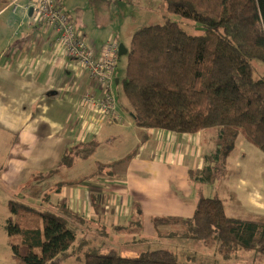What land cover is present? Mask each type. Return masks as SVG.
<instances>
[{"label": "trees", "instance_id": "obj_1", "mask_svg": "<svg viewBox=\"0 0 264 264\" xmlns=\"http://www.w3.org/2000/svg\"><path fill=\"white\" fill-rule=\"evenodd\" d=\"M163 1L167 12L194 19L206 31L194 35L173 21L136 29L122 79L127 107L133 123L142 128L196 133L217 127L215 150L204 155L202 168L189 169L188 176L219 182L229 175L228 157L238 135L264 152V77L255 74L257 62L264 69V0ZM97 146L94 139L82 141L66 150L57 166L32 178L45 180L57 175L75 159H87ZM133 153L122 160L98 163L78 179L59 180L55 191L98 175H113L116 165ZM194 194L191 216H158L155 226L181 225L185 235L215 245L225 256L239 250L264 255V215L255 219L231 216L217 193L206 196L197 187ZM46 197L48 193L38 199L39 206L18 197L7 200L9 215L4 230L9 236L19 235L21 244L11 248L26 264H47L71 256L68 250L76 232L69 223L86 221L65 203L52 204L55 210L45 207L43 202L50 204ZM142 228L140 223L138 229ZM21 248H25L23 254ZM83 259V264H190L167 248L132 256H121L114 249H89Z\"/></svg>", "mask_w": 264, "mask_h": 264}, {"label": "crops", "instance_id": "obj_2", "mask_svg": "<svg viewBox=\"0 0 264 264\" xmlns=\"http://www.w3.org/2000/svg\"><path fill=\"white\" fill-rule=\"evenodd\" d=\"M70 20L73 23L71 17ZM74 27L96 55L99 56L105 42L114 39L119 58L124 55L127 60L131 37L127 43L120 42L111 32H106L104 38L88 37L82 28ZM117 66L118 63L109 91L121 117L113 119L80 102L83 93L91 90L100 95L102 88L92 82L86 69L55 44L52 29L34 19L28 0H0V144H9L5 150L0 148L3 155L0 180L16 188L33 174L57 166L64 152L82 141L98 142L94 155L114 139V131H139L140 149L133 148L129 152L134 150L133 155L117 164L113 175L102 174L78 185L62 186L58 192L50 193V199L54 198L58 205L65 203L86 218L93 215L95 218L111 214L110 205L115 201L126 215L131 195L149 218L189 217L195 208V194L188 171L202 168L206 164L204 155L214 148L204 149L202 130L176 133L133 128L132 118L122 115L123 111L128 112L124 93L119 101L113 91L114 84L120 80ZM108 154L98 159L97 164L122 160L128 155L106 159ZM78 161L75 159L73 165ZM90 172L61 178L74 180ZM237 201L244 205L240 194Z\"/></svg>", "mask_w": 264, "mask_h": 264}, {"label": "rangeland", "instance_id": "obj_3", "mask_svg": "<svg viewBox=\"0 0 264 264\" xmlns=\"http://www.w3.org/2000/svg\"><path fill=\"white\" fill-rule=\"evenodd\" d=\"M57 3L72 18L74 25L78 29L82 28L88 37L104 38L106 32H111L120 42L127 43L136 29L150 24H162L166 21L177 22L187 32L194 35H200L206 31V27L194 19L167 12L163 0H57ZM125 60V56L121 55L117 66L120 80L113 86L114 94L119 101L123 94L122 79L125 74L123 67ZM257 63L255 74L264 77V69L261 63ZM118 113L120 114L119 111ZM122 115L126 118L131 117L129 109L128 112L123 111ZM133 128L139 130L136 125ZM114 135V139L107 141L99 153L85 160L78 159L77 165L62 170L60 177V174L52 175L49 177L50 181L49 178L39 180L30 176L26 182L15 188L0 180V264H26L22 258L13 253L11 248L12 245L21 244L19 235L9 236L4 230L5 219L9 215L7 200L11 197H18L27 203L39 206L38 199L43 200L48 193L46 200L50 204L43 202V205L55 210L52 204L58 205V202L54 198L50 199V193H56L57 180H64L61 177H76L92 171L99 162L98 159L105 154L109 153L106 159H119L135 147L140 149L142 135L139 131L129 130L128 133L114 131ZM217 135V127H207L202 130L201 138L205 150L212 148L215 150ZM8 145V143H1L0 148L5 150ZM228 158L229 175L222 182H201L199 179L188 176L190 185L194 184V190L197 187L201 188L206 196H213L217 193L222 198L228 215L247 219L260 218L264 215V152L250 144L240 134ZM2 162L3 155L0 153V165ZM119 174L121 175L120 171ZM44 181L47 183H43ZM238 194L242 196L243 206L237 201ZM34 198H37V201ZM135 198L134 196L131 199L130 195L126 215L122 214V210L115 201L110 205L115 218L112 213H105L95 218L94 215L88 218L83 216L86 220L84 223L70 222V227L76 232V239L68 250L72 253L71 256L47 264H83L84 254L89 249L102 251L114 249L121 256H132L153 248L170 249L176 253L180 261L190 264H264V255L253 251L239 250L235 254L225 256L216 250L215 245H206L198 239L185 235L181 225L160 224L155 226L156 218H149L147 214H143L144 209ZM194 199L196 202V196ZM136 215H139V219L134 218ZM140 223L142 230L138 229ZM20 251L23 254L25 248H21Z\"/></svg>", "mask_w": 264, "mask_h": 264}, {"label": "built area", "instance_id": "obj_4", "mask_svg": "<svg viewBox=\"0 0 264 264\" xmlns=\"http://www.w3.org/2000/svg\"><path fill=\"white\" fill-rule=\"evenodd\" d=\"M28 5L34 19L42 21L52 29L55 44L86 69L92 82L102 88L100 95L91 90L83 93L80 102L113 119H120L115 98L109 91L113 81L112 74L119 61L117 42L114 39L105 42L98 56L84 37L77 33L70 17L57 5L56 0H28ZM16 6L15 3L14 8Z\"/></svg>", "mask_w": 264, "mask_h": 264}]
</instances>
